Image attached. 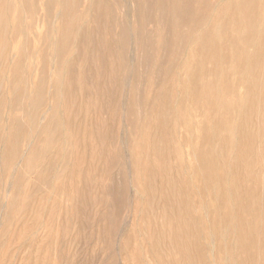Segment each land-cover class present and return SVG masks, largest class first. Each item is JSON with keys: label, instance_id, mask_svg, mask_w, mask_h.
<instances>
[{"label": "bare ground", "instance_id": "6f19581e", "mask_svg": "<svg viewBox=\"0 0 264 264\" xmlns=\"http://www.w3.org/2000/svg\"><path fill=\"white\" fill-rule=\"evenodd\" d=\"M95 205L135 264H264V0H0V233Z\"/></svg>", "mask_w": 264, "mask_h": 264}, {"label": "rangeland", "instance_id": "374dc122", "mask_svg": "<svg viewBox=\"0 0 264 264\" xmlns=\"http://www.w3.org/2000/svg\"><path fill=\"white\" fill-rule=\"evenodd\" d=\"M153 28L154 25L151 22L149 21L146 22L144 26L145 30L152 31ZM131 54H132V49H131ZM123 131L124 130L122 129L121 133L125 134V131L124 132ZM127 154H128V150H126V148L123 147L122 156H124L125 158L129 157L128 156L129 154L128 155ZM128 160L129 158H126L125 162L130 163V160L129 161ZM128 165L130 167V164ZM114 172L117 173L116 168L114 169ZM129 185L130 184L128 183V186L126 187L127 189L125 188L123 191V195L124 198L126 199V202L124 203L123 207L120 210H118L119 212L118 222L120 223V227L123 233L125 230V224L129 225V224H133L134 221H138V218L136 216L134 217L133 213L131 214L132 211L130 210L132 209L131 203L133 204L134 201L135 204L136 202H138V199H136L135 197L136 196L135 189L133 188L132 185L131 186ZM127 199L130 200L128 201ZM128 207L131 208L129 209ZM95 211L96 213L100 212L99 205H95L88 208V216L90 217L91 222L89 223V225H87L86 223L87 226L85 229H82V227H80V223H79L80 220H78V222H75V224L73 225L74 227L73 229H75V231L72 229L70 232L69 231L64 232L62 235V238L64 239L62 240L63 243L61 244L56 243L54 247L51 245L49 247L51 248L50 249L51 252L48 250L44 259H42V255H43L42 252H35L36 251L35 247L29 246V244L24 246L18 245V243H15L12 240L10 236L11 233H8L7 235L0 233L1 241L2 240L5 241L4 242L5 244L0 247V264H52V263L53 264H135V262L129 261L126 258L123 250L120 249L122 247L121 237L123 234L121 229L120 232L118 230V232H116L114 235H110V234L107 235L106 245L103 246L98 242V238L96 234L97 216L94 213ZM127 218L129 219L127 220ZM62 219L63 216L59 214L55 220V225L61 222ZM36 234L41 237V235H44V232L43 230L38 229L36 231ZM85 234H87V237H85ZM116 236L118 237L120 236L119 239ZM137 236H140V234L137 233ZM137 238H138L137 241L140 243V245L141 246L143 245V247L146 248L147 244L145 240L143 244L141 243V239L139 237ZM116 240L118 243L116 242ZM114 241L116 242L115 244L113 243ZM109 243H113L112 245L115 246V248L112 247V245H110ZM45 244L47 243L45 242ZM133 245L134 244H132L128 250H133V248L135 247ZM59 254H62L64 257L60 258L58 256ZM145 261L144 264H155L151 260L150 255L146 256Z\"/></svg>", "mask_w": 264, "mask_h": 264}]
</instances>
